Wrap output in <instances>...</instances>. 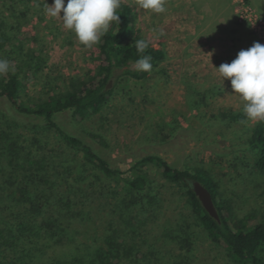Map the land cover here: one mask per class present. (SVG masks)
I'll use <instances>...</instances> for the list:
<instances>
[{"label": "rangeland", "instance_id": "374dc122", "mask_svg": "<svg viewBox=\"0 0 264 264\" xmlns=\"http://www.w3.org/2000/svg\"><path fill=\"white\" fill-rule=\"evenodd\" d=\"M121 1L134 8L138 33L166 51L159 74L112 79L109 89L115 92L101 112L79 121L66 110L57 114L58 124L126 175L151 154L180 169H203L218 183L234 221L248 215L264 218V174L256 167L257 150L249 144L259 121L247 119L244 102L215 68L231 63L254 42L264 44V0H165L163 13L139 8L138 0ZM32 4L22 19L21 37L11 32L5 44V49L16 50L14 37H20L24 53L35 51L41 57L22 56V75L29 81L23 99L30 103L69 89L73 79L86 78L95 66V45L85 47L59 16L46 14L53 0ZM161 30L165 35H159ZM7 61L14 71L18 62ZM14 144L35 149L54 178L64 173L83 183L80 200L89 205L91 220L68 234L81 249L68 250L66 258L74 253L83 264H94L96 247L107 252L112 240L118 248L113 229L129 234L130 223L143 222L135 236L139 251L146 253L141 264H238L227 248L211 240L183 186L157 167L142 166L151 183L135 194L123 181L100 176L84 152L49 129L44 119L23 114L0 97V169L9 162ZM45 260L42 256L32 264Z\"/></svg>", "mask_w": 264, "mask_h": 264}, {"label": "trees", "instance_id": "16d2710c", "mask_svg": "<svg viewBox=\"0 0 264 264\" xmlns=\"http://www.w3.org/2000/svg\"><path fill=\"white\" fill-rule=\"evenodd\" d=\"M32 2L33 0H0V43L3 45V57L0 59L18 62L14 71L9 70L8 73L0 75V97L7 98L23 114L44 119L49 129L56 131L68 143L84 152L100 176H110L123 181L135 194L146 190L151 183L142 166L157 167L165 178L183 186L191 201L192 210L199 217L211 240L227 248L235 262L264 264V218L248 215L234 221L231 208L220 197L218 183L207 171L199 168L180 169L162 156L151 154L132 166L133 174L126 175L95 152L90 145L69 134L58 124L57 114L66 110H72L73 117L79 121L101 112L114 95L115 88H108L112 79H145L159 74L160 66L166 59V51L138 33L134 8L121 1V8L118 9L120 24L113 23L108 33L94 46V72L92 69L86 78L73 79L69 89L60 90L43 100L30 103L23 99L29 81L28 77L22 75L25 70L22 56H36L38 53H24L23 42L21 43L19 38L23 28L22 19L34 7ZM11 32L20 36L14 37L18 40L16 50V46L5 49V44L9 41L8 36L13 35ZM139 39L149 42L146 53L152 56V69L148 72L137 71L135 67L139 54L134 41ZM36 58L41 57L38 55ZM37 71L39 67L36 68ZM96 137L103 139V135L99 133ZM249 144L257 150L256 167L264 174V122L255 124ZM34 150L29 146L12 145L10 160L0 169V191H3L0 192V264H32L36 260H42V256L46 258L42 264H83V258L74 256V253L68 258L64 256L70 249H81L79 241L76 238L70 240L72 238H69L68 234H74L78 230L77 227L85 222L88 224L91 220L87 213L89 205L83 206L84 203L80 200L83 183L64 173L58 174L59 178H54L48 164L39 160L40 155L34 153ZM190 179L201 181L212 191L220 221L205 209L192 189ZM3 194L4 198H1ZM141 223L143 222L130 223L129 234L124 229H113L112 233L119 238L116 243L118 248L112 240H108L107 252L101 247H96L99 255L94 264H141L146 258V253L139 251L135 241V236L140 233L137 225ZM180 248H184V245Z\"/></svg>", "mask_w": 264, "mask_h": 264}, {"label": "clouds", "instance_id": "9594fccd", "mask_svg": "<svg viewBox=\"0 0 264 264\" xmlns=\"http://www.w3.org/2000/svg\"><path fill=\"white\" fill-rule=\"evenodd\" d=\"M138 7L155 13L166 10L165 0H138ZM120 8L121 0H67L66 4L65 0H53L46 8V14L59 16L64 27L74 32L82 45L91 48L101 41L113 23L120 24ZM159 35L165 33L161 30ZM134 45L139 54L136 70L150 71L152 56L146 53L149 42L139 39ZM9 67V61L0 59V75L8 73ZM215 68L223 83L229 80L233 93L244 102L243 113L247 119L264 122V44L254 42L251 47L241 49L231 63H222Z\"/></svg>", "mask_w": 264, "mask_h": 264}, {"label": "water", "instance_id": "95a60500", "mask_svg": "<svg viewBox=\"0 0 264 264\" xmlns=\"http://www.w3.org/2000/svg\"><path fill=\"white\" fill-rule=\"evenodd\" d=\"M112 81L109 82L108 88L111 87ZM191 187L201 200L203 206L205 209L209 212V214L220 221V215L218 208L216 206L213 193L212 191L206 187L205 184H203L201 181L197 179H190Z\"/></svg>", "mask_w": 264, "mask_h": 264}]
</instances>
